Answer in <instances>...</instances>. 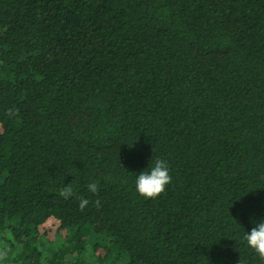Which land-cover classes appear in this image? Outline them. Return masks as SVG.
Masks as SVG:
<instances>
[{
    "label": "trees",
    "instance_id": "1",
    "mask_svg": "<svg viewBox=\"0 0 264 264\" xmlns=\"http://www.w3.org/2000/svg\"><path fill=\"white\" fill-rule=\"evenodd\" d=\"M259 221L264 0H0V264H264Z\"/></svg>",
    "mask_w": 264,
    "mask_h": 264
},
{
    "label": "clouds",
    "instance_id": "2",
    "mask_svg": "<svg viewBox=\"0 0 264 264\" xmlns=\"http://www.w3.org/2000/svg\"><path fill=\"white\" fill-rule=\"evenodd\" d=\"M13 113L11 110L8 115L11 116ZM154 161V163H153ZM149 171H143L137 177L136 191L143 197L155 199L162 195L166 187L171 183L172 177L169 172V165L163 159L154 157L151 160ZM88 190L91 193H98L99 188L97 183H90ZM61 195L65 198L72 197L74 195L71 184H68L61 190ZM89 201L86 198H80V208L83 210ZM97 207H99V201H96ZM255 226L251 231H247L243 237L247 246L254 250L258 257L264 260V221L254 222Z\"/></svg>",
    "mask_w": 264,
    "mask_h": 264
}]
</instances>
